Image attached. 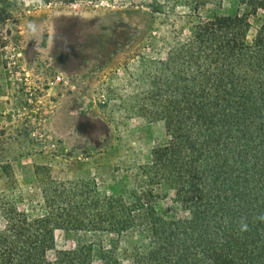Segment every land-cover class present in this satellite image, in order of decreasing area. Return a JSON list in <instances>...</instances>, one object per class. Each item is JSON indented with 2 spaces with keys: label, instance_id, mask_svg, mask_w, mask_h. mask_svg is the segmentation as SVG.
<instances>
[{
  "label": "trees",
  "instance_id": "1",
  "mask_svg": "<svg viewBox=\"0 0 264 264\" xmlns=\"http://www.w3.org/2000/svg\"><path fill=\"white\" fill-rule=\"evenodd\" d=\"M238 2L247 10L201 21L149 73L141 114L167 139L135 177L137 207L51 180L43 213H6L0 264H264V20L247 41L264 0ZM157 189L175 191L171 213L157 210ZM57 228L83 234L51 259Z\"/></svg>",
  "mask_w": 264,
  "mask_h": 264
},
{
  "label": "rangeland",
  "instance_id": "2",
  "mask_svg": "<svg viewBox=\"0 0 264 264\" xmlns=\"http://www.w3.org/2000/svg\"><path fill=\"white\" fill-rule=\"evenodd\" d=\"M1 1L0 229L8 230L13 208L43 213L51 180L70 194L117 196L135 209V177L167 139L163 121L141 114L149 73L195 25L246 7L238 0ZM263 20L262 11L250 15L249 43ZM156 193L157 210L171 213L175 191ZM82 234L57 228L49 258L74 250ZM134 242H120L121 253Z\"/></svg>",
  "mask_w": 264,
  "mask_h": 264
},
{
  "label": "flooded vegetation",
  "instance_id": "3",
  "mask_svg": "<svg viewBox=\"0 0 264 264\" xmlns=\"http://www.w3.org/2000/svg\"><path fill=\"white\" fill-rule=\"evenodd\" d=\"M60 59L63 60L64 59L63 56H61Z\"/></svg>",
  "mask_w": 264,
  "mask_h": 264
}]
</instances>
